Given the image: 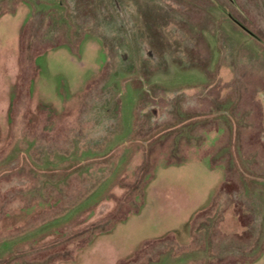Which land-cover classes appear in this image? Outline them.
<instances>
[{
	"label": "rangeland",
	"instance_id": "obj_1",
	"mask_svg": "<svg viewBox=\"0 0 264 264\" xmlns=\"http://www.w3.org/2000/svg\"><path fill=\"white\" fill-rule=\"evenodd\" d=\"M0 170L17 264H264V0H0Z\"/></svg>",
	"mask_w": 264,
	"mask_h": 264
},
{
	"label": "trees",
	"instance_id": "obj_2",
	"mask_svg": "<svg viewBox=\"0 0 264 264\" xmlns=\"http://www.w3.org/2000/svg\"><path fill=\"white\" fill-rule=\"evenodd\" d=\"M230 124L232 128L236 127L237 125L235 123V120L234 123H230ZM20 162H22L21 166H24L26 164L29 165L30 169L32 170H34V168L39 169V167L36 164H33L29 161L26 155H21ZM2 173H3L2 170H0V175ZM51 196L52 195L50 194L49 195L50 198L48 200V208L44 211L43 210L40 211L39 214H36L35 216L32 217V220L38 219L37 221H35L37 222L36 224L41 222V219L45 214H49L51 211H55V209H57V206L59 205V200ZM90 209H92L91 205L88 206L87 208L78 210L68 220L57 225L54 224L48 226L49 225L48 224L46 227H42L43 225L39 224L36 229L42 227L40 231H37V233H35V235H33L32 237L27 238L26 242L24 241L22 244V247L27 248L26 249L27 251L31 250L32 252H35L34 254L32 253V255H30L31 261L28 264H54V262H56V259L59 256L68 252L69 246L74 240L72 235H68L69 229L73 230L72 227L74 228L75 221H78L79 218H81L86 213H88ZM78 225L79 224H77V226ZM46 248L47 251L45 253L44 250ZM17 257L18 258H15L14 253L8 255H2L0 256V264H17L18 262L17 260H19L20 256ZM22 264H27V263L22 262Z\"/></svg>",
	"mask_w": 264,
	"mask_h": 264
}]
</instances>
